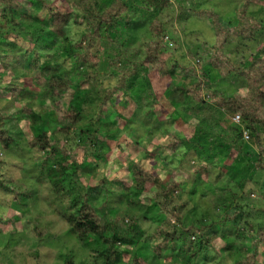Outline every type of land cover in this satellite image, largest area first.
<instances>
[{"label":"clouds","instance_id":"clouds-1","mask_svg":"<svg viewBox=\"0 0 264 264\" xmlns=\"http://www.w3.org/2000/svg\"><path fill=\"white\" fill-rule=\"evenodd\" d=\"M205 255L264 264V0H0V264Z\"/></svg>","mask_w":264,"mask_h":264},{"label":"trees","instance_id":"trees-1","mask_svg":"<svg viewBox=\"0 0 264 264\" xmlns=\"http://www.w3.org/2000/svg\"><path fill=\"white\" fill-rule=\"evenodd\" d=\"M13 12L15 13V14H19L18 12H17V10L16 9H13ZM27 13H24V15H26ZM49 35H51V34H49ZM44 46H46V45H44ZM251 67H254V65H252ZM50 130V129H49ZM243 134L241 133V136H242ZM113 239H115V240H120V239H124V238H121V237H116V236H113ZM132 240H135V237H132V236H130V237H128L127 239H125L124 240V242H129V241H132ZM105 243H107V241H105ZM171 250V249H170ZM106 251H107V249H106ZM122 255H124V253L122 254ZM257 255V253H255V252H253V256H256ZM193 256H195V253H193ZM120 259V257L118 256L117 257V260H119ZM246 264H247V262H246Z\"/></svg>","mask_w":264,"mask_h":264},{"label":"rangeland","instance_id":"rangeland-1","mask_svg":"<svg viewBox=\"0 0 264 264\" xmlns=\"http://www.w3.org/2000/svg\"><path fill=\"white\" fill-rule=\"evenodd\" d=\"M25 13H26V12H25ZM26 15H27V14H26ZM196 216H197V218H199L200 213L197 212V213H196ZM146 218H147V217H146ZM241 218H242V217H241ZM239 219H240V218H238L236 222H238ZM171 251H172V250L169 249V252H171ZM124 255L126 256V255H128V253H124ZM140 255H141L144 259L147 258L146 256H143V253H141ZM202 259H203V261L205 262V264H207V261H208L209 259H214V257H209V256L205 255ZM197 264H199V262H197Z\"/></svg>","mask_w":264,"mask_h":264}]
</instances>
